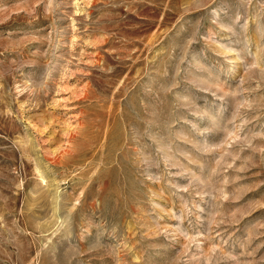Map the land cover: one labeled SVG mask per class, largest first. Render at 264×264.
I'll return each instance as SVG.
<instances>
[{"label": "rangeland", "instance_id": "374dc122", "mask_svg": "<svg viewBox=\"0 0 264 264\" xmlns=\"http://www.w3.org/2000/svg\"><path fill=\"white\" fill-rule=\"evenodd\" d=\"M0 264H264V0H0Z\"/></svg>", "mask_w": 264, "mask_h": 264}, {"label": "bare ground", "instance_id": "6f19581e", "mask_svg": "<svg viewBox=\"0 0 264 264\" xmlns=\"http://www.w3.org/2000/svg\"><path fill=\"white\" fill-rule=\"evenodd\" d=\"M75 152V151H74ZM74 154V153H73Z\"/></svg>", "mask_w": 264, "mask_h": 264}]
</instances>
